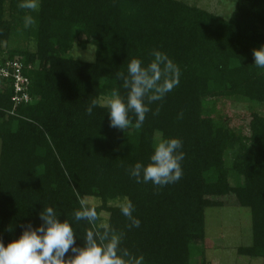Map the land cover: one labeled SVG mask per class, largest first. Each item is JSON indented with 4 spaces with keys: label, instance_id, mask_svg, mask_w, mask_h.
<instances>
[{
    "label": "trees",
    "instance_id": "1",
    "mask_svg": "<svg viewBox=\"0 0 264 264\" xmlns=\"http://www.w3.org/2000/svg\"><path fill=\"white\" fill-rule=\"evenodd\" d=\"M18 3L0 0V64L23 66L31 98L14 110V87L0 77L5 244L42 223L44 206H54L63 220L81 199L95 198L97 224L122 234V247L142 254L145 264H193L195 247L206 239V210L233 198L252 216V243L237 252L264 264V69L253 56L264 46V0H237L228 20L178 0H40L28 29V10ZM90 40L99 48L95 63L68 56ZM153 49L178 65L180 83L151 105L143 127L111 128L101 107L88 116L93 99L120 88L116 74L128 61L147 63ZM220 99L263 109L251 115L250 136L215 116L209 105ZM161 137L183 141L181 179L162 188L137 183L127 169L147 163ZM126 198L139 228L129 229L121 214ZM91 228L79 222L77 245ZM199 252L207 264L205 250Z\"/></svg>",
    "mask_w": 264,
    "mask_h": 264
},
{
    "label": "clouds",
    "instance_id": "2",
    "mask_svg": "<svg viewBox=\"0 0 264 264\" xmlns=\"http://www.w3.org/2000/svg\"><path fill=\"white\" fill-rule=\"evenodd\" d=\"M18 7L28 10L23 17V27L34 26L36 20L30 13L39 10L40 0H19ZM98 51V45L92 40L84 52L76 44L74 59L95 63ZM149 55L147 63L141 58H131L126 70L116 74L122 82L120 88H113L102 100L93 99L86 114L92 116L96 107L105 108L111 128L141 129L152 111L151 105L163 101L180 83V69L166 52L153 49ZM253 56L254 65L264 69V46L255 49ZM121 88L126 95L121 93ZM153 114L158 115L159 108ZM182 116L180 113L179 118ZM152 147L148 162H136L127 169L128 174L137 183H151L160 188L178 182L183 175L182 161L186 155L183 141L178 137H161ZM120 211L128 219L129 229L141 226L140 219L133 215L135 207L131 200L126 198ZM61 215L54 206H44L39 212L42 223L38 226L27 225L19 238L7 245L0 238V264H145L142 254L122 247V234H114L103 222L97 224L100 216L96 206L86 199L80 200L79 209L71 216L66 214L62 220ZM80 221L92 225L81 237L82 246L76 243Z\"/></svg>",
    "mask_w": 264,
    "mask_h": 264
},
{
    "label": "rangeland",
    "instance_id": "3",
    "mask_svg": "<svg viewBox=\"0 0 264 264\" xmlns=\"http://www.w3.org/2000/svg\"><path fill=\"white\" fill-rule=\"evenodd\" d=\"M178 1L228 20L235 9L237 0ZM75 48L76 45L69 53V57L74 58ZM79 49L84 52L87 48L79 47ZM78 60L85 61L82 58ZM209 108L215 112L216 117H223L231 128L240 130L245 136H250L249 124L252 113L263 112L260 106L248 101L229 99L215 101L209 105ZM86 200L90 204L98 203L95 198H86ZM229 203L223 208L206 210V239L203 245L195 247L193 264H203L199 252L203 249L206 252L207 264H263L261 258L238 254L237 249L239 247L250 246L252 243V216L249 208L240 207L233 198H230ZM104 216L106 217V215Z\"/></svg>",
    "mask_w": 264,
    "mask_h": 264
},
{
    "label": "built area",
    "instance_id": "4",
    "mask_svg": "<svg viewBox=\"0 0 264 264\" xmlns=\"http://www.w3.org/2000/svg\"><path fill=\"white\" fill-rule=\"evenodd\" d=\"M0 77L9 81L14 87V110L19 104L30 102L31 98L28 92L30 81L23 74V66L19 62L7 61L4 64H0Z\"/></svg>",
    "mask_w": 264,
    "mask_h": 264
}]
</instances>
